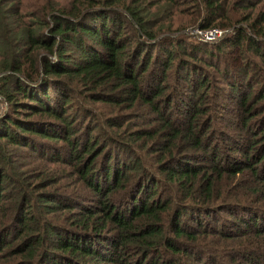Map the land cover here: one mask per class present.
Listing matches in <instances>:
<instances>
[{"label": "trees", "instance_id": "1", "mask_svg": "<svg viewBox=\"0 0 264 264\" xmlns=\"http://www.w3.org/2000/svg\"><path fill=\"white\" fill-rule=\"evenodd\" d=\"M0 264H264V0H0Z\"/></svg>", "mask_w": 264, "mask_h": 264}, {"label": "built area", "instance_id": "2", "mask_svg": "<svg viewBox=\"0 0 264 264\" xmlns=\"http://www.w3.org/2000/svg\"><path fill=\"white\" fill-rule=\"evenodd\" d=\"M201 34V37L204 42L212 40L215 37H219L222 34V30L219 28H207L203 30H197Z\"/></svg>", "mask_w": 264, "mask_h": 264}, {"label": "rangeland", "instance_id": "3", "mask_svg": "<svg viewBox=\"0 0 264 264\" xmlns=\"http://www.w3.org/2000/svg\"><path fill=\"white\" fill-rule=\"evenodd\" d=\"M221 29V28H220ZM197 30H200L198 28H192V29H188L186 30V34L189 35V39L192 40V41H203L202 37H201V34L197 32ZM205 30V29H204ZM222 30V34L220 36H222L224 33L228 32V29H221ZM219 36V37H220ZM219 37H215L213 38L212 40H209V41H215L217 38ZM207 41V42H209Z\"/></svg>", "mask_w": 264, "mask_h": 264}]
</instances>
